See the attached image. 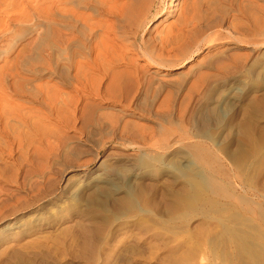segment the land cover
Instances as JSON below:
<instances>
[{
    "label": "rangeland",
    "instance_id": "obj_1",
    "mask_svg": "<svg viewBox=\"0 0 264 264\" xmlns=\"http://www.w3.org/2000/svg\"><path fill=\"white\" fill-rule=\"evenodd\" d=\"M169 1H156L153 15L155 16L159 9L161 12L157 17L151 16L149 22L146 21L149 27L147 31L143 28L139 30L138 44H141L143 38H156L160 32L178 23L187 6L207 7L209 4L219 3L220 0H177L174 13H170V17L165 21ZM223 8L220 5L217 10L218 18H225V22L219 19L221 27H218V31L222 33V41L216 42L210 49L203 46V53H198L193 61L180 69L151 67L137 50L130 48L133 50L130 52L128 48L129 52L126 51L135 61V65L145 69L148 78L156 76V80L164 79L173 83L166 82V89L154 106L151 103L153 97L150 96V101H145V108L133 106L132 110L126 112L123 121L121 120V124L124 121L134 122L140 129L153 128L156 132L155 138L149 141L147 147L151 146L149 149L153 150L140 151L133 143L115 142L113 137L117 132L114 134L115 130L109 126L107 118L110 119L119 110L108 109V106L95 108V112L88 109L89 106L86 109H83L84 106L80 107L81 111L76 116L70 115L73 126L70 130L57 119L49 121L51 131L55 126L56 129L53 130L63 133L60 135L64 136L63 142L66 145L48 130L46 140H38L37 143H42H36L35 147L38 148H32L34 151L31 150V157H27L31 158L27 161L29 164L26 162L20 175L16 177L18 167L11 165L7 173L8 178L0 181V188L2 186L1 189L5 192L1 193L5 197L1 196L11 200L10 206H17L24 200L31 203L36 201L35 209L10 217L14 219L10 220V223L20 221L19 225L23 227V231L11 235L5 229L10 223L0 225L1 263L6 251L10 248L18 249L20 245L25 249L19 248L25 252L31 248L33 251L45 253L48 256L45 260L48 264H106L114 258L115 252L126 246L127 253L123 255L125 258L120 257L121 259H117L113 264H264V43L261 44L263 46L253 43L255 38L264 39V36L259 38L260 34L264 33V13L249 9L232 11L227 7ZM214 13L211 12L210 16ZM105 17L102 19L108 18ZM0 19L6 25L7 17ZM108 19L107 22H115L113 18ZM7 27L14 29L13 25ZM237 29L246 35L244 42H240L231 34ZM130 34L127 33V36L133 41V31V35ZM9 40L8 37L4 44L8 45ZM117 43L118 47H122L120 42ZM2 49L5 50L6 47ZM136 51L137 53H134ZM220 51H227V64H234L237 59L243 63V67L246 65L244 69L242 67L243 74L240 69L241 75H236L233 86L232 82L218 83L210 95L207 94L201 99L202 95L198 96L196 91L189 92L192 90L190 86L197 80L199 73L210 74L212 71L211 74L221 75L205 65L208 57ZM239 57L244 59L246 64ZM13 58L12 55L4 58V62L0 60V68ZM254 62L255 65L251 68L250 64ZM184 74L190 76L180 92V89L177 90L173 85L177 77L180 78V75ZM237 89L242 90V93L238 92L235 99L234 90ZM169 95L174 96L171 98L173 100H170V104L164 103L165 99L171 97ZM208 96H212L210 102L206 100ZM205 120L210 121V124L201 131L200 125ZM171 123L174 124L173 127ZM168 128L175 130L172 131L173 139H176L183 149L172 155L162 154L156 147H152L153 143H157V146L165 144L166 133H161L165 129L167 132ZM57 131L54 133L57 134ZM57 137L59 139H56ZM77 147L81 150L76 152ZM190 147H201L207 151L195 153L188 149ZM112 152H116L118 157L133 160L134 168L120 163L123 167H116L118 175H114L117 177L112 182L114 187L111 184V187L107 184L98 186L93 181L94 174L101 159ZM19 157L16 156L12 161L15 162ZM41 164L44 167L40 170L37 165L42 167ZM73 169L76 174L74 181L68 187V194L59 200L62 179ZM83 171L87 173L85 179H82L80 174ZM135 173L139 174L138 177L134 176ZM127 179L131 182H126ZM115 185L121 193L116 192ZM107 187H113L115 190H107ZM14 195H17V198ZM41 205H44V208ZM38 208L40 211L35 213ZM6 245L10 247L8 250ZM40 247L47 250L42 248V252ZM26 260L23 264H29L30 259L26 257ZM45 261H40V264H46ZM13 264L22 263L20 261Z\"/></svg>",
    "mask_w": 264,
    "mask_h": 264
},
{
    "label": "bare ground",
    "instance_id": "obj_2",
    "mask_svg": "<svg viewBox=\"0 0 264 264\" xmlns=\"http://www.w3.org/2000/svg\"><path fill=\"white\" fill-rule=\"evenodd\" d=\"M156 1L157 0H0V18L6 16L8 19L7 22H5L6 25H4V21L0 19V60H5L4 58L7 56H14L10 62H6V65L4 64L5 66L0 68V181L7 177L8 170L11 169L12 166L18 167L16 171V177L20 175V171H22V168L28 163V159L30 161L31 158L27 157L31 155V150L37 147H35L37 141H43L48 134V130L50 133L51 127L48 124L51 119H57V121L65 125V128L70 130L73 127L71 126L72 119L70 118V115L76 116L81 111L80 107L83 108V106V109H86L89 106L88 109H93L94 112L95 108L98 109L106 106L109 107L108 109H118V113L113 114L110 119L107 118L110 123L109 126H111L112 130H115L114 134L117 132L115 137H113L114 141L118 143H133L134 145H137L140 151L153 150L152 148L149 149L151 146L147 148L149 141H152L155 138L156 132L153 130V128L140 129L134 124V122L124 121L121 124V120L123 121V119L126 117V112L131 109V107H144L146 104L145 101L148 100L150 96L153 97L151 103L152 106H154V104L158 102L157 100L159 99L160 95L166 89V82H170L169 84L173 83L167 80L164 81V79L156 80V76V79L155 77L153 78L150 76V78H148V74L145 72V69L142 68V66L139 67L138 65H135V61L128 56L129 53L126 51L130 50V52H132L134 49L137 50L145 59L146 63L151 67L165 68L168 70H172L174 68L180 69L184 65L193 61L194 57L198 55V53H203V46L207 47V49H210L216 42L222 41V33L221 31H218V27L221 25L219 23V19L222 18H218L217 14V10L220 5L221 8H223L222 6L224 5L232 11H243V9H249L251 11H259L264 13V0H220L219 3L216 2L215 5L209 4L207 7L197 6L196 8H192L191 6H187L185 10H183L178 23L160 32L156 38L149 37L148 40L143 38L141 44H138L139 30L143 28V30L147 31V28L149 27L146 21L149 22L151 16L157 17L161 12L159 9L155 16L153 15V8H155V4L157 3ZM176 2L177 0L169 1L167 13L164 17L165 21L168 19V17H170V13H174ZM211 12H215L212 17L210 16ZM105 16L115 19V22L113 23L114 20L112 22L110 21V24V22L106 21L108 18ZM103 17H105L106 20H103ZM224 19L225 18L223 17L221 22L224 21ZM109 20L110 19H108V21ZM8 25H13L14 29L10 30L9 27H7ZM132 31L134 34L133 41L127 36V33L132 34ZM239 31L241 30L237 29L236 31H232L231 34L240 42H244L247 37L244 33ZM262 36H264V33L260 34L259 38ZM8 37L10 40L8 42L9 44L7 45L4 44V41H6ZM256 39L257 38L253 39V43L257 45L264 43V39ZM117 42H120L122 47H118L116 45ZM3 45L6 47L5 50L2 49L4 48ZM137 51L134 53H137ZM213 54L212 56L208 57L206 64H204L206 65V68L214 70V73L217 71L221 73V75L216 73L211 74L212 71L210 74H203V72L199 73L198 78H196L197 80L193 81L194 83L192 82L193 84L190 86V89L192 90H189V92L196 91L198 96L202 95L201 99H203V96H206L207 94L210 95L214 88L218 86V83L222 82L226 84L228 82H232L233 86V82L237 78L236 75H239L238 73L241 71L243 74V69L246 66V63L243 61L244 59H241L240 57L239 59L245 63L244 67L243 63L237 59L235 60L236 62L234 61V64H227L229 63L227 61V63L225 62V60H229L227 51H220V53ZM261 54H263V52ZM253 60H255V58ZM254 65L255 62L250 64V67H253ZM240 69L242 70L240 71ZM185 76L186 75L184 74V76L180 75V78L177 77L178 80L176 79L177 82L175 80V85H173L177 88V90L180 89V92L182 91L181 88L183 89L184 85L188 82L187 79L189 78L190 74L187 75L188 77L186 76L187 78ZM68 90H70V92ZM237 90H234L235 99L238 92L239 94L242 93V90ZM177 93L174 94L177 95ZM169 96L171 97H167L168 99H165L164 103H171L170 100H173L171 98L174 96ZM210 97L212 98V96L206 97V100H209V102ZM191 98L194 99L192 96ZM148 101H150V99ZM231 102L234 103V101ZM36 105H40V107L38 106L39 108H37ZM230 105H232V103ZM150 106L151 105H149V107ZM84 121L85 120H83V122ZM101 121H103V119ZM209 124L210 121L205 120L204 123H201L200 130L202 131L206 129ZM173 125L174 124L171 126L173 127ZM53 128L56 129L55 126ZM53 128L51 132L58 136L63 142L64 136L60 135L63 133L60 130L59 132L56 130L58 132L56 134L54 133L56 131L53 130ZM171 129L168 128L167 132L165 131L166 129L162 131V133L160 132L161 134H163V132L166 133L164 135L165 144H159L157 146V143H153L152 146L156 147L157 151L165 155H172L183 150L179 143L175 141L176 139H173V132H175V130ZM51 137L55 138L54 135H51ZM58 137L56 139H59ZM67 139L69 138L67 137ZM40 142L41 141H39V143ZM69 143L70 142H68V144ZM64 144L66 145V143ZM78 147L76 152L81 150L80 148L78 149ZM188 149L195 153L207 151V149L201 147H190ZM39 151L41 150L39 149ZM76 152H73V154ZM115 153L112 152L101 159V163L94 174L95 177L93 178V181L95 184H98V186L100 184H107L108 187H111L109 185H112V182L115 178L117 179V177H114V175L117 174L116 170L118 169H116V167H118L120 163L134 168L133 160L123 156L118 157ZM118 153L120 152L118 151ZM16 156H20L19 159L17 158L18 160L15 162L12 161ZM39 161L40 160H38V162ZM119 166L120 168L123 167L121 165ZM37 167L41 170V168L44 166L42 165V167H39L37 165ZM80 174L82 179L87 177V173L84 171ZM13 175H15V173ZM137 175L139 174L135 173L134 176ZM75 176L76 174L74 169L64 176L62 179V187L60 189L61 192L58 194L59 200L68 194V187L71 182L74 181L73 179ZM129 180L126 182H131V180ZM123 184L124 182L121 185ZM106 186L103 187L105 188ZM108 187L107 190H115L113 188L114 186L112 187L113 189H108ZM123 187L124 186H121V188ZM1 188L0 225L10 223V220L14 221V219H10V217L15 214L25 212L29 209H35L36 206L34 202L36 201L31 203L25 201L24 199H22L24 201H20L17 206H10L9 202H11V200L9 201L7 198H2V196H4L2 194L5 192H3ZM4 189L5 188L3 186V190ZM116 192L119 193L120 190L117 189ZM7 193L9 194V191H7ZM24 197H26V195ZM41 206L44 208V205ZM39 208L37 211H35V213L40 211ZM19 223L20 221H15V223L12 222L7 225L5 229H7L11 235H13V233L17 234L18 232L23 231L21 230L23 227L19 225ZM15 230H17V232H14ZM19 247L22 248L20 245ZM19 247H17L18 249H11L9 247L10 249L8 251L5 250L7 252L6 256L2 263L0 261V264L20 263V261L23 264V261L26 260V257L27 259H30V262L28 260L29 264L31 262L38 263V261V264H40V261L44 262L46 259H48V256L45 253L37 252V250H35V252L33 251L34 249L31 248L28 249L29 252L27 249V252H25ZM126 247L115 252L116 254L114 258L111 261L108 260L110 262L107 261V263L113 264V262H115L120 257L125 258L123 255L127 253L128 247ZM40 248L38 251H40ZM42 248L44 249V247ZM30 249L32 251H30ZM47 253H49V251H47ZM49 260L53 259L49 258ZM55 261L57 262V260Z\"/></svg>",
    "mask_w": 264,
    "mask_h": 264
}]
</instances>
